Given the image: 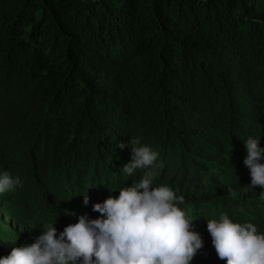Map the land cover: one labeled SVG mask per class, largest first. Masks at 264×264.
<instances>
[{"label": "trees", "instance_id": "1", "mask_svg": "<svg viewBox=\"0 0 264 264\" xmlns=\"http://www.w3.org/2000/svg\"><path fill=\"white\" fill-rule=\"evenodd\" d=\"M249 137L264 149V0H0V175L21 180L0 211L30 219L0 257L138 182L133 138L188 201L250 176Z\"/></svg>", "mask_w": 264, "mask_h": 264}, {"label": "clouds", "instance_id": "2", "mask_svg": "<svg viewBox=\"0 0 264 264\" xmlns=\"http://www.w3.org/2000/svg\"><path fill=\"white\" fill-rule=\"evenodd\" d=\"M259 137L244 141L247 156L244 165L249 169V188L259 187L264 197V163L258 145ZM131 163L123 172L132 176L136 170L148 169L131 187H120L119 195H109L102 203L92 205L100 214L95 219L78 217L56 235L54 222L43 229L30 245L13 248L0 264H192L203 248L200 234L194 231L180 205L183 195L177 196L166 185L153 187L158 153L140 145L138 138L128 141ZM127 145L120 143L123 149ZM21 186L19 177L8 172L0 175V194L15 191ZM232 196L237 193L229 188ZM83 195L87 205L89 198ZM34 228V227H33ZM207 231L217 257L226 264H264V234H259L251 222L234 223L226 214L207 220Z\"/></svg>", "mask_w": 264, "mask_h": 264}, {"label": "rangeland", "instance_id": "3", "mask_svg": "<svg viewBox=\"0 0 264 264\" xmlns=\"http://www.w3.org/2000/svg\"><path fill=\"white\" fill-rule=\"evenodd\" d=\"M250 176L240 184H233L232 189L237 193L236 196L225 192L216 197L194 198L185 201L180 205L181 209L186 212L189 218H193L194 231L198 232L203 240V248L197 252L192 264H210L213 254L211 245V236L207 231V220L219 219L221 214H226L234 223L251 222L257 227L259 234H264V197H261L259 187L249 188ZM19 215L17 218H10L6 212L0 211V229L10 230L15 236L27 232L30 219L26 213ZM96 214L93 218L99 217ZM17 219V220H15ZM23 223L24 226L19 224ZM20 247L14 244L12 248ZM4 255L8 256L11 251L3 250Z\"/></svg>", "mask_w": 264, "mask_h": 264}]
</instances>
